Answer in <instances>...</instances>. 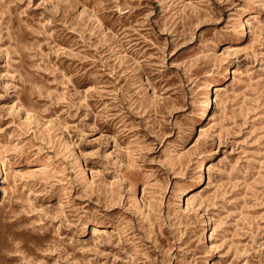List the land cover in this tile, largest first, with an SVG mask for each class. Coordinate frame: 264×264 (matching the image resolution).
<instances>
[{
  "label": "rangeland",
  "instance_id": "obj_1",
  "mask_svg": "<svg viewBox=\"0 0 264 264\" xmlns=\"http://www.w3.org/2000/svg\"><path fill=\"white\" fill-rule=\"evenodd\" d=\"M0 176V264H264V0H0Z\"/></svg>",
  "mask_w": 264,
  "mask_h": 264
},
{
  "label": "bare ground",
  "instance_id": "obj_2",
  "mask_svg": "<svg viewBox=\"0 0 264 264\" xmlns=\"http://www.w3.org/2000/svg\"><path fill=\"white\" fill-rule=\"evenodd\" d=\"M209 102L210 101H208V104H207V106L209 105ZM201 138V135H199V137H198V139H200ZM3 177V176H2ZM2 177L0 176V182H1V180H2ZM203 181V175H202V178H201V180H200V183ZM194 186H192L191 188H193ZM187 191H186V189H184L183 190V195L182 196H185V195H187V193H186Z\"/></svg>",
  "mask_w": 264,
  "mask_h": 264
}]
</instances>
